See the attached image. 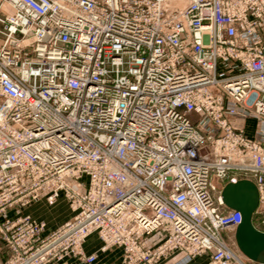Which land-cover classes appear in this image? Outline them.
<instances>
[{"label": "built area", "instance_id": "built-area-1", "mask_svg": "<svg viewBox=\"0 0 264 264\" xmlns=\"http://www.w3.org/2000/svg\"><path fill=\"white\" fill-rule=\"evenodd\" d=\"M245 179L264 232V0H0L2 264H248ZM61 197L52 231L19 213Z\"/></svg>", "mask_w": 264, "mask_h": 264}, {"label": "water", "instance_id": "water-1", "mask_svg": "<svg viewBox=\"0 0 264 264\" xmlns=\"http://www.w3.org/2000/svg\"><path fill=\"white\" fill-rule=\"evenodd\" d=\"M224 204L241 213V223L235 230L234 238L238 250L250 261L264 264V232L254 225L259 194L254 182L240 180L229 183L221 190Z\"/></svg>", "mask_w": 264, "mask_h": 264}, {"label": "rangeland", "instance_id": "rangeland-1", "mask_svg": "<svg viewBox=\"0 0 264 264\" xmlns=\"http://www.w3.org/2000/svg\"><path fill=\"white\" fill-rule=\"evenodd\" d=\"M17 212L18 210H14L13 212L10 213V215L12 216V214L17 213ZM19 213L31 215L34 219L44 222L46 224L47 232L58 228L59 226H61L63 223L68 221L73 216L69 208L68 201L64 197H61L52 206L48 205L44 200L34 202L31 205L19 210ZM254 224L257 225L256 220H254ZM223 237L227 241V243L231 245L233 248L237 247L233 232H225L223 234ZM96 239H97L96 243L98 245V250H99L102 248L103 244L98 238ZM107 252L100 253V254H107ZM119 258L122 262L123 257H122L121 250H119ZM0 264H2L1 261H0Z\"/></svg>", "mask_w": 264, "mask_h": 264}, {"label": "crops", "instance_id": "crops-1", "mask_svg": "<svg viewBox=\"0 0 264 264\" xmlns=\"http://www.w3.org/2000/svg\"><path fill=\"white\" fill-rule=\"evenodd\" d=\"M96 238L97 236L93 235L89 237L85 242L84 249L87 253H93L98 250ZM119 250L114 249L107 252V254H100L96 264H120L121 260L119 258ZM205 263H206V259L204 257H200L197 259H190L186 254L178 252L161 260L158 264H205ZM248 264H258V263L248 261Z\"/></svg>", "mask_w": 264, "mask_h": 264}]
</instances>
